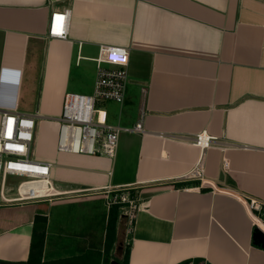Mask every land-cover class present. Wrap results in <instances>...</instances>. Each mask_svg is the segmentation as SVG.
I'll use <instances>...</instances> for the list:
<instances>
[{"label": "crops", "instance_id": "0c3cea01", "mask_svg": "<svg viewBox=\"0 0 264 264\" xmlns=\"http://www.w3.org/2000/svg\"><path fill=\"white\" fill-rule=\"evenodd\" d=\"M64 9L66 37H49ZM100 45L129 62L123 104L98 108L145 133H122L114 159L58 152L64 96L92 93ZM2 110L38 111L32 158L63 197L0 205V264H27L35 231L41 264H122L125 242L128 264H264V206H248L264 203V0H0ZM202 131L217 140L201 160ZM200 160L203 184L185 179ZM118 189L136 190L131 233L114 214L112 244L88 247Z\"/></svg>", "mask_w": 264, "mask_h": 264}, {"label": "built area", "instance_id": "2783aa9c", "mask_svg": "<svg viewBox=\"0 0 264 264\" xmlns=\"http://www.w3.org/2000/svg\"><path fill=\"white\" fill-rule=\"evenodd\" d=\"M69 20L70 10L68 9L51 12L48 24L49 37L64 39L67 35ZM93 61L96 63V77L92 93L90 95L67 93L64 96L61 114L57 119L59 124L57 150L64 153L98 155L114 159L122 133H145L141 120L132 127L108 124L105 111L97 106L102 102L123 104L128 82L129 53L126 48L100 45ZM39 117L38 111L33 114L1 111L0 205L45 199L33 198L28 194L29 187L24 186V183L30 180H41L46 189L53 188L49 175L51 164H41L32 158L35 121ZM216 140L206 131H202L193 136L191 143L199 149L202 160L204 151ZM201 160L194 170L184 177L185 179L196 178L203 184L200 172ZM13 177L24 179L16 185L14 198L8 195L12 190L8 183ZM248 206L251 211L260 212L264 203L249 199ZM135 210H132L131 206L126 214L130 224L128 233L132 231ZM125 243L127 246L130 244Z\"/></svg>", "mask_w": 264, "mask_h": 264}, {"label": "rangeland", "instance_id": "374dc122", "mask_svg": "<svg viewBox=\"0 0 264 264\" xmlns=\"http://www.w3.org/2000/svg\"><path fill=\"white\" fill-rule=\"evenodd\" d=\"M187 179H190V178H187ZM23 180H24L23 178H14V177L11 178L9 183H8V186L11 187L12 190L9 191L8 195L15 194V190L14 189H15L16 185L18 183L22 182ZM135 191L136 190H134V192H133L131 190L118 189V190H115V191L107 192L104 195H102V196H104L102 200H104V202H105V207H104V210H103L104 211L103 220L101 221L102 222V226H101L102 228L97 229L95 227L96 232H93L92 234L88 232L86 234V236H88V237L91 236V238H92L88 242L85 241L88 247L91 245L94 249L95 248L98 249L99 248L98 245L100 244L102 249L103 248H107L106 247V241L109 242V237L110 236H109L108 231L106 233V228L105 227H107V229H108V224H109V222H111V219H113V218L115 219L114 214L117 215V217H118V221H117V224H116V229L118 227L117 238H120L122 236L121 235L122 234V232H121V229H122L121 221L125 220V219H121V217L127 218L128 219L127 221L129 223V218H128V216L126 214L129 212L131 206H132V210H135L136 206H137V201L135 200L136 199V192ZM62 197L63 196L60 195V196H55V197H51V198L61 199ZM51 198L37 199V200L45 201L46 199H51ZM107 216H108V218H107ZM96 221H94L93 223L95 224ZM123 222H125V221H123ZM119 223H120V225H118ZM99 226L100 225H98L97 227H99ZM129 226H130V224H129ZM89 227H91V225H88V228ZM59 230H60V228H59ZM66 232H69V231H66ZM114 239H115V237H114ZM78 242H83V239H81ZM50 243L53 244V242H50ZM61 243H63L65 245V246H63V248L69 246V242L68 241L62 240ZM58 244H59V242H58ZM81 245H82V243L75 244L74 245V249H78V250L79 249H83L84 246L82 245V247H81ZM127 247L128 246L124 243V249H122L123 252L122 253L119 252L118 255H117V257H120V259H121L120 262L121 263L123 261L124 252H125ZM57 248H59V250H57V253L55 254V256H61L62 248L59 247V246ZM113 259L115 260L114 257H113Z\"/></svg>", "mask_w": 264, "mask_h": 264}, {"label": "trees", "instance_id": "16d2710c", "mask_svg": "<svg viewBox=\"0 0 264 264\" xmlns=\"http://www.w3.org/2000/svg\"><path fill=\"white\" fill-rule=\"evenodd\" d=\"M116 219H111V222H109V236L110 234L112 235V232L115 227V221ZM35 235V236H34ZM33 235V241L31 243V249H30V254H29V259L27 261V264H41V256H42V246H43V239L41 238L42 236L38 233ZM109 245L112 244V241L109 237ZM128 258H129V247L126 248L123 256V261L122 264H128Z\"/></svg>", "mask_w": 264, "mask_h": 264}, {"label": "bare ground", "instance_id": "6f19581e", "mask_svg": "<svg viewBox=\"0 0 264 264\" xmlns=\"http://www.w3.org/2000/svg\"><path fill=\"white\" fill-rule=\"evenodd\" d=\"M24 186L29 187L28 194L33 198H49L58 194L54 191V188L48 187V189H46L44 182L41 180H30L27 183H24ZM256 222L260 223L258 220H256ZM262 226L264 227V225Z\"/></svg>", "mask_w": 264, "mask_h": 264}, {"label": "water", "instance_id": "95a60500", "mask_svg": "<svg viewBox=\"0 0 264 264\" xmlns=\"http://www.w3.org/2000/svg\"><path fill=\"white\" fill-rule=\"evenodd\" d=\"M257 238L259 239V241H260L261 243L264 244V234H259V236H258ZM114 264H118V263L114 262Z\"/></svg>", "mask_w": 264, "mask_h": 264}]
</instances>
